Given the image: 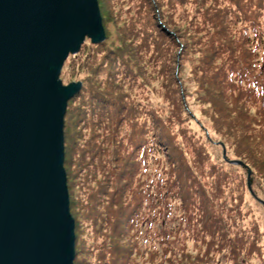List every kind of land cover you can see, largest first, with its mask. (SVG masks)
Wrapping results in <instances>:
<instances>
[{"label": "trees", "instance_id": "obj_1", "mask_svg": "<svg viewBox=\"0 0 264 264\" xmlns=\"http://www.w3.org/2000/svg\"><path fill=\"white\" fill-rule=\"evenodd\" d=\"M138 2L139 8L130 0H111L115 24L119 12L136 10L134 26L118 24V41L108 29L104 42L85 41L70 55L74 78L89 81V97L82 85L64 120V165L79 215L76 228L88 231L84 262L258 264L263 250L258 223L250 220L244 201L250 192L244 177L251 170V184L264 189V0ZM147 25L151 44L136 33ZM95 47L102 50L89 65ZM146 48L154 50L152 60L141 52ZM112 56L131 73L136 63L147 62L154 72L150 82L163 77L155 70L165 62L174 113L150 106L153 112L144 116L146 102L130 100L127 93L120 100L109 83L95 80L92 72L111 73L114 61L106 62ZM182 59L192 64L195 94L212 111L220 143L234 157L201 148L192 159L179 141L180 131L186 138L177 128L186 121ZM233 160L243 165H230Z\"/></svg>", "mask_w": 264, "mask_h": 264}, {"label": "water", "instance_id": "obj_2", "mask_svg": "<svg viewBox=\"0 0 264 264\" xmlns=\"http://www.w3.org/2000/svg\"><path fill=\"white\" fill-rule=\"evenodd\" d=\"M87 39H106L98 0H0V264H74L64 120L81 84L60 75Z\"/></svg>", "mask_w": 264, "mask_h": 264}, {"label": "rangeland", "instance_id": "obj_3", "mask_svg": "<svg viewBox=\"0 0 264 264\" xmlns=\"http://www.w3.org/2000/svg\"><path fill=\"white\" fill-rule=\"evenodd\" d=\"M112 1H114L115 3V0H112ZM130 1H132L133 4H135V6L138 8L141 5V2H138L139 0H134V1L130 0ZM98 5L100 9L101 18H102L103 28L105 31V36L107 37V31L109 29L110 33H113L111 35L112 41H118V35L115 33L118 30V24L134 26V24H132L134 20V19L132 20L133 18L132 16L134 14V11H136L135 9L127 10L128 8L127 7L123 12H119L118 24H115L113 23L112 17L110 16V9H112V6H113V4L111 5V0H98ZM136 21L138 20L136 19ZM148 22L149 24L152 25L150 19H148ZM128 23H130V25ZM106 24H107V27H106ZM109 24H110V27L108 28ZM148 31H149V26L148 27L138 26L136 33L139 32L141 37L145 39L149 44H151L150 37L145 35L146 33H148ZM86 41H87L85 42L86 44L91 43L90 39L89 40L87 39ZM157 43L158 45H162L163 41L160 38H157ZM135 44L137 45L138 42L134 43V47H135ZM89 47L91 46H88V48ZM160 48H163V46H160ZM100 50H102V48L100 47H95L94 51L91 50V52L93 53V57L92 59H89L88 61L89 65L93 63L94 55L96 54V52ZM147 50L148 48H146L144 52V50L141 49V52L144 54L145 59L149 58V60H152L151 55L154 56L153 54L154 50L151 49L152 51L150 53H147ZM75 55H77V53L73 54L72 56H75ZM72 59L73 58L69 56V58L65 62V65L63 66L62 71H61L60 80L62 81L64 86H68L72 83L80 82L81 87L82 85L84 87L82 89V93L88 98L89 95L87 92H88L89 87H88L87 82L89 81L82 82L80 78L79 79L74 78L73 76L74 71L71 70L72 69L71 65H73L74 63V62H71ZM108 59L109 60L106 62L107 65L110 61H114L112 63L113 66L111 65L109 67V69H111V73H109L108 75L103 74V76L101 75L99 76L98 73L94 74L92 72L93 78L95 80L96 79L102 80V82L109 83L110 88L115 90L120 100H122L124 94L127 93L129 97L131 98L130 100H133V101L141 100V101L146 102L145 106L147 109L145 111L144 116L149 117V114L153 112L152 107L158 108L161 112H164L165 114H167V116H170L171 112L174 113V106H175L174 99H172V104H171L170 102L171 99H169L170 94L168 92L169 88H171V83L165 82L166 80L165 76L167 75L168 70L165 73H163L165 62L159 65L157 70H155L156 71L155 73L159 77L161 75H163V77L160 80L153 79V81L150 82L149 80L153 78L154 72L151 70L147 62H144L141 64L136 63V66L132 68L133 70H131L132 71L131 73L128 67L122 66L121 62L117 61L115 57L112 56ZM75 60L77 61V59ZM188 62L189 61L187 59H182L181 67H180L181 69L180 76L183 80L182 82L183 90H184V93L186 94L185 102H184V105L186 106V107L184 106L185 112H186L185 113L186 121H184V123H182L180 126L177 127L179 130L183 129V133L186 134V138H184L183 134L180 131V135L178 139L181 143H183L185 148H187L191 152L190 157L192 159H194L197 156L196 150L201 151V148L206 153H209L210 155L214 154L215 156H218L220 158L224 157L226 159L228 154L231 157H234L229 146L227 144L220 143L222 142L221 137L215 132L216 128L213 127L214 125L212 122V119H213L212 111L206 110L205 107L203 106L204 99H202L200 95L198 96L196 95L198 93H197V89H195L196 84L193 80L194 74L192 73V64ZM80 63H81L80 61L77 62L78 65ZM100 65L101 67H103L102 63ZM131 75H133L134 79H136L137 77L139 79V81L135 80V82L132 83L133 86L129 79ZM86 76H87V73H85V77ZM107 77L109 80H106ZM122 78L126 79L129 83L127 81H121ZM107 90H109V88ZM184 107H181V105L178 104L177 111H183ZM135 109L136 108H134V110ZM209 113H211V119H210ZM206 142H210L212 147L205 146L204 143ZM224 153H226V156H224ZM233 161H230L231 163L230 165L237 166L236 164L232 163ZM224 167L226 168L227 166H224ZM64 168H65V172H66V176L68 180V175H69L68 166L64 165ZM245 179L247 183L248 178L244 177V180ZM251 182H252V178H251ZM69 188L70 187L68 186V192H69V198H70V212L75 222V230L77 229V231H75V237H76L75 257H77V259L74 260V264H85L84 262L85 257L82 253L84 254L86 253V248H85L84 243L88 245L87 244V239H88L87 232L88 231L85 228L84 229L81 227L76 228V224L78 223V220H79V215L78 213H76V210L74 209V205L72 203L73 193L71 192ZM252 190L255 196H252L248 190L249 192L248 195L247 194L245 195L244 193V201L246 205H248L250 208V217H249L250 220L251 221L256 220L258 223L257 226L259 229L260 245L263 250V258L261 260H259L258 258L257 260L259 261L257 262L258 264H264V189H262L259 185L257 186L252 185ZM73 202H74V198H73Z\"/></svg>", "mask_w": 264, "mask_h": 264}]
</instances>
